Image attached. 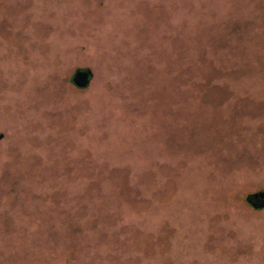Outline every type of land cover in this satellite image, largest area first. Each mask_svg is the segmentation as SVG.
Segmentation results:
<instances>
[{
	"label": "rangeland",
	"instance_id": "374dc122",
	"mask_svg": "<svg viewBox=\"0 0 264 264\" xmlns=\"http://www.w3.org/2000/svg\"><path fill=\"white\" fill-rule=\"evenodd\" d=\"M262 189L264 0H0V264H264Z\"/></svg>",
	"mask_w": 264,
	"mask_h": 264
},
{
	"label": "water",
	"instance_id": "95a60500",
	"mask_svg": "<svg viewBox=\"0 0 264 264\" xmlns=\"http://www.w3.org/2000/svg\"><path fill=\"white\" fill-rule=\"evenodd\" d=\"M91 74L90 69H76L72 74L71 80L76 86L83 87L86 85L88 77ZM245 200L253 207H264V189L247 194Z\"/></svg>",
	"mask_w": 264,
	"mask_h": 264
},
{
	"label": "flooded vegetation",
	"instance_id": "af4514ba",
	"mask_svg": "<svg viewBox=\"0 0 264 264\" xmlns=\"http://www.w3.org/2000/svg\"><path fill=\"white\" fill-rule=\"evenodd\" d=\"M91 76H92V74L88 77V80H87V83H86V85L88 84V82L90 81V78H91ZM71 77H72V75H71ZM70 81H71V83L72 84H74L73 82H72V80H71V78H70ZM75 85V84H74ZM256 202H259V201H256Z\"/></svg>",
	"mask_w": 264,
	"mask_h": 264
},
{
	"label": "trees",
	"instance_id": "16d2710c",
	"mask_svg": "<svg viewBox=\"0 0 264 264\" xmlns=\"http://www.w3.org/2000/svg\"><path fill=\"white\" fill-rule=\"evenodd\" d=\"M69 82L71 83L70 79H69Z\"/></svg>",
	"mask_w": 264,
	"mask_h": 264
}]
</instances>
